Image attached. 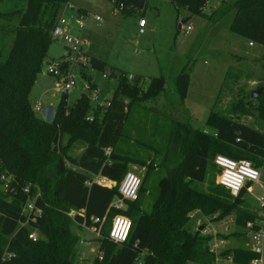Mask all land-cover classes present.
<instances>
[{
    "label": "trees",
    "instance_id": "obj_1",
    "mask_svg": "<svg viewBox=\"0 0 264 264\" xmlns=\"http://www.w3.org/2000/svg\"><path fill=\"white\" fill-rule=\"evenodd\" d=\"M120 1L115 0L113 6ZM65 2L68 0H0V174L11 175L6 190L11 199L0 195V235L8 238L9 252L0 243V264H40L31 255L37 252L47 255L49 264H80L72 258L77 242L70 229L72 221L100 229L99 253L91 264H214L209 236L198 229H184L189 214L195 210L205 216L217 214L215 221H220L233 214L230 200H242L245 191L233 196L228 190L229 197H224V191L208 193L191 181H203L211 162L216 167L217 155L249 159L262 168L264 131L216 110L210 111L207 125L217 136L176 117L166 154L160 156L167 174L159 182V196L151 209L144 212L139 204L146 191L144 180L137 200L126 201L124 208L113 207L129 165L138 163L117 150L120 140L128 137L126 121L130 108L163 92L166 77H151L144 89L141 78L130 81L128 73L121 71L118 77L114 76L118 79L117 88L105 110L90 113V97L82 93L68 108L64 99L59 100V107L64 108L59 126L45 121L36 114L30 92L38 73L49 63L52 32ZM173 2L191 14L207 16V0ZM133 9L134 5L125 2L122 10L127 13ZM227 9V1L222 0L212 15L223 14ZM234 9L229 30L254 45L264 46V0H237ZM91 60L94 66L104 65L98 58ZM189 76L184 71L175 78L182 99L190 86ZM232 77L236 79L238 74L229 70L222 86H228ZM247 99L250 105L258 101L264 112V90L257 98ZM243 102L240 100L233 107ZM88 115H93V119H88ZM66 133L70 142L78 140L83 144L76 156L69 152L70 143H63ZM98 176L115 181L116 185L107 186ZM33 199L35 209L27 210ZM36 208L42 209L40 216ZM71 210L73 216L69 215ZM235 210V223L239 226L258 217L245 209ZM118 214L129 216L133 223L130 236L123 243L109 239V231L105 235L101 225L104 219ZM31 229L45 238H30ZM225 253L233 254L235 264H250L257 256L245 246L230 247Z\"/></svg>",
    "mask_w": 264,
    "mask_h": 264
},
{
    "label": "rangeland",
    "instance_id": "obj_2",
    "mask_svg": "<svg viewBox=\"0 0 264 264\" xmlns=\"http://www.w3.org/2000/svg\"><path fill=\"white\" fill-rule=\"evenodd\" d=\"M226 1L230 9L225 13L212 15L222 0H210L205 9L207 16H200L191 14L187 8H178L173 0H148L143 9L144 17L148 21L143 34L139 33L137 24L142 16L139 8L127 13L120 9L119 14L114 15L111 6L115 0H68L62 5L65 8V17L69 20V23L65 20L69 30L73 35L89 42V62L75 70L79 87H73L62 96L54 89L57 80L47 72L48 64L38 73L30 92V100L33 107L37 104L44 106L50 101L55 103L56 127L63 122L64 108L59 107V100L64 99L68 108L78 101L82 93H87L91 100L90 113L95 109H103V105L107 104L117 88L118 79L114 76L118 77L121 71L128 73L130 81L141 78L144 89L151 77H166V88L163 92L131 106L126 121L128 137L120 140L117 145V150L129 154L138 162L130 164L129 171L144 180L146 191L141 194V201L139 200L144 212L151 209L159 196V182L167 174L160 156L166 154L173 119L179 117L195 129H209L208 115L211 110H216L264 131V112L258 106V101H253L251 105L246 103L247 96L251 98L252 90L264 88V46H250L247 38L229 30L227 24L233 18L234 3L237 0ZM80 7L90 12L86 15L85 31L78 27L77 19L70 18L72 14L76 15L75 11ZM96 16L101 17L103 23L96 21ZM187 17L191 18L179 28L181 21ZM187 25H191L192 29L186 31ZM66 51L62 40L53 38L48 50L49 64L62 60ZM94 57L102 60L104 65L94 66L91 60ZM107 66L111 68L112 75L105 71ZM229 70L235 75L238 74V77L230 78L229 85L222 86ZM184 71L190 74V86L182 99L173 86L176 85V76ZM240 100H244L242 105L233 107ZM35 112L41 115V111ZM68 138L69 134H64L63 143H70L69 152L78 155L83 144L78 140L70 142ZM218 175L219 169L211 162L205 179L201 182L191 181V184L208 193L213 190L224 191V197H229L228 190L217 185ZM262 177L263 185L253 183L242 200H230L234 204L233 214L237 213L235 208H241L255 213L258 219L264 221V206L259 205V197L264 195V173ZM3 178L5 177L1 173L0 195L10 200L11 197L6 192L9 181ZM99 178L98 176L97 179ZM124 207H127L126 203ZM233 214L220 220V223L213 222L211 225L229 226V245L244 246L243 228L231 223V219L235 218ZM69 215L73 216L74 211L71 210ZM192 215L184 226L189 232H194L207 220V216L198 210L193 211ZM114 218L115 216L102 221L105 235ZM70 229L77 237L72 258L80 264H90L99 253L102 238L100 232L76 221H72ZM238 230H241L240 233ZM31 233L37 238H45L36 229H31ZM0 243L4 251L9 253L8 238L0 235ZM31 255L40 264H49L48 256L44 253Z\"/></svg>",
    "mask_w": 264,
    "mask_h": 264
},
{
    "label": "built area",
    "instance_id": "obj_3",
    "mask_svg": "<svg viewBox=\"0 0 264 264\" xmlns=\"http://www.w3.org/2000/svg\"><path fill=\"white\" fill-rule=\"evenodd\" d=\"M210 0H207V4ZM125 6L124 1L118 2L117 5L112 7L113 14H119V10L123 9ZM206 9V8H205ZM72 18L77 19L78 27L83 28L85 26L86 15L80 13L75 16L71 15ZM96 20L103 22V19L99 16L95 17ZM139 32L143 33L145 31L146 19L141 18L139 20ZM192 29L191 25H187L186 31ZM53 38L62 40L67 51L65 57L54 63H48L47 72L53 76L57 81L54 86L56 92L61 93V96L67 94L69 90L73 87H79L78 80L76 77L75 70L79 66L84 67L89 62L87 47H89V42L80 39L77 35H73L68 28V24L65 23V19L60 15L58 22L52 32ZM251 46L254 45L253 42H249ZM107 105V104H106ZM106 105H103V110H105ZM41 104L34 106V109L41 111ZM88 119L92 120L93 115H88ZM207 134H213L217 136L216 132H212L209 129H204ZM214 163L219 169V175L217 179V184L226 188L231 192L233 196H239L245 191V194L251 188L253 183H261L263 179L262 175L264 173V165L262 168L255 166L249 159H235L225 155H217L214 158ZM3 176L8 181L11 179V175ZM105 184V180H99ZM143 178L134 172H127L119 184L120 197L112 202V206L115 208H124L126 201H135L139 198L140 188L142 186ZM262 184V183H261ZM263 185V184H262ZM40 193L38 194V196ZM259 205L264 206V195L259 197ZM35 209V200H31L27 204V210ZM199 211V210H198ZM36 214L41 215L42 209L36 208ZM193 217L192 213L189 214ZM217 214L212 216H207L206 222L200 224L203 226L201 233L205 236H209V248L211 252L215 254L214 264H235L234 256L231 253H225V251L230 248V239L226 235L230 234L229 226L225 224H220L219 227H214L211 225L215 221ZM235 223V218L231 223ZM132 219L124 214H118L115 216L112 226L109 230L108 238L116 243L126 242L130 236L132 229ZM236 226H239L235 223ZM243 228L245 234L244 246L245 248L251 250L257 256L250 261V264H264V221L260 219H255L249 221L245 226H240ZM93 230L100 232V229L93 227ZM239 233L241 230H238ZM30 238L36 240L32 233L29 235ZM138 264H142L139 262Z\"/></svg>",
    "mask_w": 264,
    "mask_h": 264
},
{
    "label": "water",
    "instance_id": "obj_4",
    "mask_svg": "<svg viewBox=\"0 0 264 264\" xmlns=\"http://www.w3.org/2000/svg\"><path fill=\"white\" fill-rule=\"evenodd\" d=\"M126 3H131L132 5L137 6L138 8H144L146 5V0H121ZM188 18H185L181 21L179 24V28L182 27L183 23L187 22ZM105 71L108 74L112 73V70L109 66L105 68ZM261 93H263V88H258L255 90H252L251 92V98H257ZM41 116L42 118L47 121L48 123H53L56 117V106L53 104H46L41 109ZM203 226H200L198 230H202Z\"/></svg>",
    "mask_w": 264,
    "mask_h": 264
},
{
    "label": "crops",
    "instance_id": "obj_5",
    "mask_svg": "<svg viewBox=\"0 0 264 264\" xmlns=\"http://www.w3.org/2000/svg\"><path fill=\"white\" fill-rule=\"evenodd\" d=\"M147 2H148V0H146V4H147ZM221 5V3L219 4V6ZM146 6V5H145ZM219 6H217V7H219ZM111 7H113V5L111 6ZM134 7H135V9L136 8H138L137 6H135L134 5ZM216 7V8H217ZM73 8V7H72ZM215 8V9H216ZM143 9L144 8H139V10L141 11L140 13H141V17H140V19L141 18H145L144 17V13H143ZM134 10V9H133ZM76 13V15L77 14H80V13H82V14H84V15H88L90 12L87 10V9H85L84 7H80L79 9H77L76 11H75ZM60 15H62L64 18H65V20H67V22L69 21L66 17H65V8L63 9L62 8V10H61V14ZM73 15V14H72ZM118 15V14H117ZM73 16H75V15H73ZM70 18H72V17H70ZM69 18V19H70ZM188 18V17H187ZM189 18H191V17H189ZM146 19V18H145ZM95 20H96V18H95ZM96 21H98V20H96ZM99 23H103V22H100V21H98ZM138 22H139V20H138ZM69 23V22H68ZM230 23V22H229ZM229 23L227 24V27L229 28ZM70 24H71V26H72V23L70 22ZM85 24H86V21H85ZM138 24V27H139V29H140V26H139V23H137ZM147 25H148V21L146 20V25H145V27L144 28H146L147 27ZM82 29V31H85V26L83 27V28H81ZM146 32V30L143 32V33H145ZM140 33V32H139ZM142 33V34H143ZM78 36V35H77ZM250 45V44H249ZM251 46V45H250ZM254 46V45H253ZM173 89L175 90V92L178 94V91H177V87H176V85L175 86H173ZM46 104H55L54 102H52V101H50V102H47ZM210 131H212L211 129H209ZM100 178H99V180H105V185H107V186H113L114 184H116V182L115 181H112V180H109V179H107V178H105V177H102V176H99ZM101 182V181H100ZM102 183V182H101ZM196 211V210H195ZM192 213V212H191ZM234 215V214H233ZM190 217V216H189ZM201 225H199V227H200ZM199 227L197 228V229H199ZM230 239V238H229ZM231 247H233V246H231ZM92 263V262H91ZM90 263V264H91Z\"/></svg>",
    "mask_w": 264,
    "mask_h": 264
}]
</instances>
